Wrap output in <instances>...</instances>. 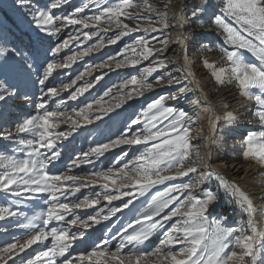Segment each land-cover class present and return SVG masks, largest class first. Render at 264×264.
Returning <instances> with one entry per match:
<instances>
[{
    "label": "snow or ice",
    "instance_id": "6c2138e0",
    "mask_svg": "<svg viewBox=\"0 0 264 264\" xmlns=\"http://www.w3.org/2000/svg\"><path fill=\"white\" fill-rule=\"evenodd\" d=\"M21 2L24 3V0ZM67 2L68 0H50L46 8L37 7L33 10L32 19L40 32L56 36L65 22L105 33L114 26L117 30L115 38L109 40V43L114 44L122 36L142 30L145 35L137 36L131 45H125L121 49V52L131 51V57L125 56L123 60L109 57V60H115L117 68L135 67L141 60H148L154 54L168 50L167 35L157 41L162 45L161 48L149 46L146 38L150 32L165 33L170 27L168 12L161 11L150 0H114L103 3V6L101 0H90L96 5V15L74 18L84 12L88 5L77 7L70 14L54 15L52 10ZM190 18L201 27L209 22L214 24L223 36V43L219 48L220 62L202 58L201 64L209 71L217 89L235 86L241 97L253 102L251 106L243 107L247 109L248 115L256 118L258 127L246 131L239 146L246 159L264 168V0H220V5L213 4L211 0H202L191 12ZM172 19L181 28L189 23L183 7L174 13ZM125 20L136 23L132 26L125 23ZM141 20L148 23L142 25ZM101 24L108 27L100 28ZM83 35L86 39H91L97 32H84ZM73 39L78 37H69L50 47L51 59L46 58L42 65L43 72L35 81L40 85L41 95L35 101L29 96L24 97L27 103L34 104L35 113L17 123L15 132H0V137L18 142L19 146L14 152L24 154V158H17L14 154L0 152V192L15 198L7 205L0 204V221L24 217L27 222L17 223L16 227L28 230L23 239L13 237L12 242L0 246V264H264V203L258 208L252 194L213 167L209 162L210 154L202 155L200 146L193 143L198 138L208 139L210 143L216 142V130L221 128V122L222 131H233L241 127V117L234 110L218 114L206 96L203 102L199 99L192 102L195 105L192 115L166 103L168 99L177 100L179 95L203 92L195 78L184 35L177 36V43L183 49L178 69L180 76L165 72L164 75L156 76L154 82H150L149 77L153 73L168 66L169 61L159 59L142 68L139 75H132L125 80L116 89V95L112 96L110 103L101 97L84 104L79 110L74 108L69 113L67 110H59V106L64 103L60 99L57 101V108L50 110V99L59 98L61 93L76 85L86 74H91L92 66H89L85 72L71 79L70 83H61L59 87L49 83L58 69L70 68L78 59L93 51V48H85L80 53L58 60L57 56L62 49L69 47ZM100 46L102 45L98 43L95 47ZM202 47L207 50L209 46ZM29 60L26 53L0 45V102L5 107L8 101L20 96V85L30 80L34 64ZM40 67L41 65H37L35 71H39ZM95 67L104 68L109 65L105 62ZM181 77L183 80L191 78L192 86L183 84L175 95L160 96L153 100L142 110L141 115L131 120L125 132L82 153L69 163L68 168L79 167L81 163H92V156L99 158L122 145L142 146L127 163L106 171H94L86 176L50 172L49 166L61 158L58 142L67 140L74 132L92 124L93 118L100 120L129 100L143 95L145 91L162 87L165 80L168 86L182 84ZM95 79L100 80L101 77L97 76ZM92 87L89 82L83 83L71 93L70 99L76 100ZM111 94L112 89H108L104 96ZM222 106L228 107L223 103ZM202 118L209 121L210 135L203 137V133L198 132L193 136L192 127ZM243 123L250 125L251 121L245 120ZM61 124H68V130H58ZM121 156L127 157L128 153L122 151L117 156L118 161ZM178 178L188 179L187 182L172 183L163 191L151 194L135 217L111 237L112 241H118L115 250L107 247L109 241L105 240L102 244L93 242L91 250L80 252L74 260L65 255L78 238L84 237L87 229L101 221H110L116 213L128 209L135 199L133 192L146 196L156 186ZM213 180L218 182L215 191L210 187ZM89 183L99 184L103 191L93 192L78 202L75 199L71 203L64 202L68 196L75 198V194L80 193L81 188H87ZM123 189L132 191H122ZM113 192L117 194L114 195ZM221 192L228 198L232 215L238 217L231 223V217L227 213L213 217L209 211L210 205L221 198ZM26 194L29 199L47 194L44 201L46 207L30 218L20 210V205L23 204L20 198ZM125 196L132 198L125 202L122 199ZM100 197L108 202L104 206L107 208L106 214L102 208L86 219L76 215L77 209H93L100 204ZM257 199L264 202V189ZM115 200H120L121 205L108 207ZM258 211L260 220L257 219ZM69 214L72 218L66 219ZM53 222L59 226H53ZM63 225L74 226L76 230L72 231ZM158 234L162 238L152 245V239ZM37 244L43 245L45 250L36 251L35 255L27 252Z\"/></svg>",
    "mask_w": 264,
    "mask_h": 264
},
{
    "label": "rangeland",
    "instance_id": "374dc122",
    "mask_svg": "<svg viewBox=\"0 0 264 264\" xmlns=\"http://www.w3.org/2000/svg\"><path fill=\"white\" fill-rule=\"evenodd\" d=\"M105 2L111 3L114 2V0H101V6H103V3ZM150 2L156 5V7L161 11L166 10L168 12V23L170 27L165 33H161L159 31L154 33L150 32L147 34L146 38L149 40V46L161 48L162 45H160L157 41L163 39L164 35H167L169 37L167 43L168 50L164 53H161L160 55L154 54L153 56L149 57L148 60H141V63L136 65L135 67L125 66L117 68L115 60H123L125 56L131 57L133 55L131 51L121 52V49H124L125 45H131L137 36L145 35L142 30L140 32L130 33L127 36H122L119 40L116 41V43L113 44L109 43V40L115 38V32L117 30L114 28V26L112 27V30H109L105 33L99 31L98 29H85L83 25H70L65 22V26L61 28V32L58 35L48 36L46 33L40 32L36 27L35 22L32 19V13L33 10L37 7L46 8L50 3V0H24V3H22L21 0H0V45L9 48H15L26 53L30 58L29 62L34 64V70L30 80H28L27 83L20 85V96L8 101L7 107L3 105V102H0V111H3L6 114V116L0 117V119H2L0 120V124L1 121L3 123V126L0 127V132H15V125L17 123H19L26 116L35 113L36 110L34 108V104L27 103L24 100V97L29 96L33 101H35L41 95L40 85L35 81H37V79L43 72L42 65L44 64L46 58L51 59V53L49 49L50 47H54L56 43L62 42L69 37H78V39H73L68 48L62 49L61 53L57 56L58 60L62 61L65 56L71 55L73 53H80L85 48H93V51L88 55H85L82 58L78 59L74 64L71 65L70 68L58 69L53 74V77L50 78L49 83L52 86L56 87H59L61 83H70L71 79H74L81 72H85L86 69H89V66H92L90 69L91 74H86L81 81H77L76 85H74L68 91L61 93V96L59 98L50 99L48 101L50 110L57 108V101L60 99H63L64 103L59 106V110H67L69 113H71L72 109L75 108L79 110V108L83 107L84 104L90 103L96 99H100L101 97H103L104 101L110 103L112 96L116 95V89L119 88V86L125 80L130 79L132 75H139L142 68L153 63L154 61H156V59L159 60L164 58L165 60L169 61V63L166 69H161L156 73H153L152 76L149 77L150 82H154L156 76L164 75L165 72H171L174 75L180 76L181 73L178 71L179 63L175 60L176 56L180 54V46L178 45V43H175L177 28L174 25L176 21L172 19L174 13L178 12L180 5L183 6L185 15L189 17V20H191L186 26L181 28V30L184 31L186 37L189 38L190 41L188 55L193 62L195 74H199L200 76L199 77L197 75V81L199 82V85L200 87H202L203 91H208L210 93L211 98L215 102L219 101V95L223 91V89H226V87L218 89L216 88V85L212 80L209 71L202 66L201 59L207 58L209 61L220 62L221 52L219 51V48L223 43V36L222 34H220L219 30L216 29L214 24H211L209 22L201 27L198 26L196 22L190 18L191 12L194 10L197 4L202 2V0H150ZM211 2L213 4L220 5V0H211ZM84 5H88L87 8H85L84 12L77 14L74 18L79 19L98 14L95 3H91L90 0H68V2L62 4L60 8L53 9L52 11L54 15L62 16L73 13L75 8L83 7ZM165 6L167 7L165 8ZM216 11L218 12L219 8H217ZM202 18L205 20L207 19V17ZM89 23H92V21H89ZM125 23L134 26L136 21L125 20ZM140 23L142 25H146L148 22L145 20H141ZM57 26H60L59 22L57 23ZM107 27L108 25L106 24L100 25V28ZM156 27H159V25H156ZM93 31H96L97 35L92 36L91 39H86L84 37V32L91 33ZM153 37H155L156 39L154 40ZM98 43L102 46L95 47ZM202 46L209 47L207 50H205V48H203ZM137 51H139V49H137ZM155 56H157L156 59ZM109 57H114L115 60H109ZM105 62H107L109 67H95V65L104 64ZM37 65H41L39 71H35V67ZM97 76L101 77V79L96 80L95 77ZM181 79L182 84H174L171 86H168L167 81L165 80L162 87L157 86L153 90L145 91L143 95L129 100L127 103L122 105L121 108L116 109L114 112L109 113L107 116H102L100 120H95L93 118L92 124L86 125L83 128L79 129L77 132H74L72 136H70L67 140L58 142V144L60 145L59 150L61 151V158L56 161L54 165L49 166L50 172H63L69 175L86 176L88 173L94 171H106L109 168L119 166V164L127 163V161L131 159L136 151L138 149H141L142 146L133 145L129 147L127 145H122L120 148L112 149L109 152L105 153L104 156H101L99 158L92 156V163H81L79 167H73L72 169L68 168L69 163L73 159L80 157L82 153L89 152V150L92 147H95L97 144L107 143L109 140L115 139L122 132H125L127 126L131 123V120L135 119L136 116L141 115L142 110L147 106V104L151 103L153 100L159 98L160 96H170V90L172 86H176L174 91L177 92L178 88L183 86V84H188L190 87L192 86L189 80H183V78ZM85 82L91 83L93 87L82 96H78L76 100L70 99L71 93L75 91L76 87H79ZM108 89H112V94L111 96L105 97L104 93ZM179 97L180 100L178 101L176 100L169 102V100H166V103L178 109L188 111L189 114L192 115L193 110L195 109V106L192 102L198 100L199 98L197 92L195 91L192 92V94L187 93L181 96L179 95ZM21 99L23 101L18 103L16 102ZM184 100H186L185 102H187L188 104L187 107H183V105L178 104ZM249 103L253 102L249 101ZM196 110L198 111V109ZM206 121L207 118H202L199 123L192 127L193 136L197 134L200 126H202V124ZM68 128V124H61L58 130L67 131ZM248 130L251 129H241V131H243L242 135L239 134V132L236 130L220 131L218 134H216L218 139L216 140V142L212 143V162H231L234 160H242L245 163L255 164L260 167L259 164L253 162L250 159H246L243 155L241 147L239 146L240 139ZM193 143L200 146L201 138L194 139ZM18 146V142L15 139L7 140L3 137H0V152L8 155L14 154L17 156V158H24L23 153L14 152V149ZM122 151L127 152L128 156H121V159L118 161L117 156L120 155ZM202 153L203 152L201 150V154ZM201 163L203 164L204 161H202ZM261 170L264 173V169L261 168ZM187 179L188 178H178L175 181L165 182L164 185L156 186L152 190V193L146 196H139L138 193L133 192V196L135 197V199H133V204L130 205L128 209H123L121 212L116 213L110 221H101L100 224H95L92 228L87 229L85 231L84 237L78 238L77 242L72 245V247L69 249V252L65 255L74 260V258L77 257L80 252L91 250L93 242H95V244H102V242L105 240L109 241L107 247L115 250L118 241H112L111 237L114 236L119 229H121L135 217V215L142 209V207L145 206V204L147 203V199H150L151 194H154L155 191H163L166 186H169L172 183L187 182ZM217 183L218 182H216L215 180L211 181L210 187L213 191L217 189ZM102 191L103 189L99 184L92 185L91 183H89V186L87 188H81V192L75 194V198L73 196H68L67 200L64 202L71 203L74 199L76 200V202H78L85 196L91 195L93 192ZM122 191L132 190L123 189ZM113 194L116 195L117 193L113 192ZM174 195L180 196L182 194L174 193ZM131 198L132 197L125 196L122 199L126 202ZM11 199L15 198L10 197L3 192H0V204L7 205ZM20 199L23 200V204L20 205V210L30 218L46 207L44 201L47 199V194H39L38 196L31 199H29L26 194L25 197H22ZM99 199L100 204L96 205L93 209H77L75 210L76 215L86 219L88 215H95L102 208L104 209V214H106L107 208H105L104 206L107 205L108 202L103 200L102 197H100ZM120 205L121 201L115 200L111 205H108V207H118ZM223 208L230 210L228 198L221 192V198L217 203L210 205L209 211L211 212V215L215 217L218 214H224L221 211ZM227 214L231 217L229 223H231L232 220L238 219L237 216L232 215L231 211H229ZM70 218H72L71 214L66 217V219ZM26 222L27 221L24 217L19 216L16 218H9L8 220L0 221V246H3V244L6 242H12L13 237L23 239L28 230L16 227V224H24ZM53 226L59 225H57L56 222H53ZM63 226L71 228L72 231L76 230L74 226ZM167 227L168 225H166V228ZM159 238L162 237L158 234L152 239L151 244L155 245L156 243H158ZM43 250H45L43 245L37 244L33 245L31 249L27 250V252L35 255L36 251ZM58 259L60 261L63 260V258Z\"/></svg>",
    "mask_w": 264,
    "mask_h": 264
},
{
    "label": "bare ground",
    "instance_id": "6f19581e",
    "mask_svg": "<svg viewBox=\"0 0 264 264\" xmlns=\"http://www.w3.org/2000/svg\"><path fill=\"white\" fill-rule=\"evenodd\" d=\"M183 6L180 5L178 12L181 10ZM191 21V20H189ZM173 25V24H172ZM175 27L177 28V36L180 34H183L185 37V44L187 47V50H189V38L186 37V34L184 33L183 30H181V27L179 25L176 24V22L174 23ZM173 25V26H174ZM211 26V25H210ZM174 27V28H175ZM194 29V28H193ZM192 33V32H191ZM189 35V34H188ZM177 36L175 38V43H177ZM191 37V36H190ZM174 41V40H173ZM179 45V44H178ZM180 46V45H179ZM164 53V52H163ZM196 53V52H195ZM158 55V54H157ZM160 55V54H159ZM165 55V54H164ZM183 55V49L180 47V54L176 56L175 60L176 62H180L181 61V57ZM157 56H155L156 59ZM167 58V57H166ZM172 58V57H171ZM170 58V59H171ZM211 58V57H210ZM164 59V58H163ZM157 60V59H156ZM174 62V61H173ZM175 62V63H176ZM177 64V63H176ZM198 64V63H197ZM177 67V66H176ZM197 67V66H196ZM178 68V67H177ZM194 70V68H193ZM195 71V70H194ZM199 71V69H198ZM201 72V71H200ZM195 73V72H194ZM199 76V74H197ZM197 75L195 74V78L197 77ZM207 75V74H206ZM200 77V76H199ZM182 78V77H181ZM204 79V78H203ZM197 80V78H196ZM189 82L191 83V78L189 79ZM209 83V82H208ZM176 85V84H175ZM212 85V84H211ZM215 86V85H214ZM213 86V87H214ZM176 86H172L171 90H170V96L171 95H175L177 93V91H174ZM179 89V88H178ZM209 89V88H208ZM177 90V89H176ZM205 90V89H204ZM222 90V89H221ZM220 90V91H221ZM198 94V99L201 100L203 102V98L204 96L207 97L208 101L214 106L215 111L218 114H223L226 111L229 110H234L236 111L237 115H239L241 117V127H239L238 129H235L236 131L239 132V134L242 135L244 129H254L255 127L258 126V121L256 120L255 117L248 115L247 114V109L245 107H243L244 105H248L251 106L252 103H249V101L243 97L240 96V94L238 93V91L236 90L235 87H229L226 89H223V91L220 93L219 97V101L215 102L212 98L211 95L208 91H203L202 93L199 91H196ZM169 93V92H168ZM219 93V91H218ZM192 94V93H191ZM181 96V95H180ZM187 96V95H186ZM190 96V94H189ZM215 96V95H214ZM186 98V97H185ZM217 98V97H216ZM169 102L173 101L171 99H168ZM180 100V97L178 96L177 101ZM182 100V99H181ZM23 101L22 99L18 102ZM176 101V100H175ZM186 100L182 101L181 103H178L180 105H183V107H187V102H185ZM189 101V100H188ZM180 102V101H179ZM194 102V101H193ZM223 104H227L228 107L225 108L222 106ZM190 103V102H189ZM177 104V103H176ZM195 106V105H194ZM189 107V106H188ZM182 108V107H181ZM187 110V109H186ZM191 110V109H190ZM1 116H6V114L2 111H0V117ZM5 119V118H4ZM2 120V119H0ZM205 120V119H204ZM251 121V124H245L243 123V121ZM8 123V122H7ZM5 124V123H4ZM201 125V124H200ZM3 126V123L1 121L0 127ZM198 127V126H197ZM223 127V122H221V128ZM221 128H218L216 130V134H218L221 130ZM195 130V129H194ZM198 132H202L203 133V137H208L210 135V130H209V121L207 119V121L205 123L202 124V126H200V128L198 129ZM197 132V133H198ZM223 134V133H222ZM195 135V134H194ZM196 136V135H195ZM239 137V136H238ZM195 144V143H194ZM201 150H202V154L205 155L206 153L212 154V143L209 142L208 139H204L201 138ZM214 151V150H213ZM217 155V154H216ZM235 158V157H234ZM215 159V158H214ZM216 160V159H215ZM213 167H216L224 176L227 177V179H229L230 181H235L242 189H244L246 192H249L250 194H252L253 199L256 201L257 203V207L259 208V206L261 205V203H264L260 200L257 199V197L260 195L261 190L264 189V175H261L262 170L261 167L255 165V164H248L243 162L242 160H234L231 162H226V161H218V162H212V159H210L209 161ZM251 163V162H250ZM264 169V168H263ZM257 219L260 220V213L259 211L257 212Z\"/></svg>",
    "mask_w": 264,
    "mask_h": 264
},
{
    "label": "trees",
    "instance_id": "16d2710c",
    "mask_svg": "<svg viewBox=\"0 0 264 264\" xmlns=\"http://www.w3.org/2000/svg\"><path fill=\"white\" fill-rule=\"evenodd\" d=\"M221 211H222V213H228L230 210L226 209V208H223Z\"/></svg>",
    "mask_w": 264,
    "mask_h": 264
}]
</instances>
